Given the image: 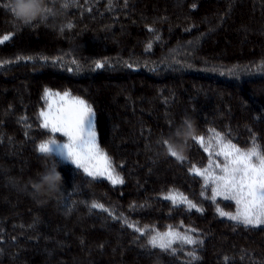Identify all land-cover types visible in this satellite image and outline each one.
<instances>
[{
	"label": "trees",
	"instance_id": "obj_1",
	"mask_svg": "<svg viewBox=\"0 0 264 264\" xmlns=\"http://www.w3.org/2000/svg\"><path fill=\"white\" fill-rule=\"evenodd\" d=\"M47 3V24L23 25L0 0V37L11 34L0 43V264H264V226L220 216L235 204L213 202L194 172L229 140L264 150V0ZM46 89L92 107L121 185L38 151L63 140L42 127ZM188 123L184 158L165 153ZM53 161L65 183L55 195L34 186ZM168 226L196 242L153 246Z\"/></svg>",
	"mask_w": 264,
	"mask_h": 264
},
{
	"label": "snow or ice",
	"instance_id": "obj_2",
	"mask_svg": "<svg viewBox=\"0 0 264 264\" xmlns=\"http://www.w3.org/2000/svg\"><path fill=\"white\" fill-rule=\"evenodd\" d=\"M10 7L13 12V3ZM10 38L11 34L3 35L0 37V43L8 41ZM96 66L98 68L103 67V63L98 62ZM52 95L53 93L50 90H45V99ZM55 95L66 102L65 106L58 110L59 114L41 111L39 115L44 118L42 127L49 128V125H51V132L62 133L64 137H67V141L58 142L53 138L48 142L39 144L38 151L40 153L52 152L63 160L74 164L77 168H82L84 173L93 178L102 177L113 185L122 184L124 182L123 178L115 174L111 157L99 146L95 131L96 116L92 107L85 100L77 97L68 100L67 98L70 95L68 91H65L62 96L59 92L55 93ZM53 104H55V101H53ZM48 107L51 109L52 105H48ZM215 135L219 137V133ZM77 136L80 137L81 148L89 144L94 147V151L86 153L83 160L77 159L67 151L69 142L76 139ZM193 140L203 146L205 137L196 136L193 137ZM217 143H220V141L218 140ZM209 144H211V139ZM203 151L207 153L208 148H203ZM170 155L177 159H183L178 157L175 152H170ZM212 155L217 157L215 164L216 168L220 169L219 175H213L212 172L208 171L212 168L211 161L203 171L200 168L194 169L196 174L204 177L205 191L213 193L210 197L213 202L216 201L217 197H222L224 200H232L237 205L242 206L237 209L236 214L225 212L217 206L219 215L227 216L232 220L241 221L245 224L256 225L264 223V220H262V217H264V150L261 149L260 145L253 143L247 151H244L229 140L228 143L222 144L219 150L212 153ZM220 157L224 159H219ZM254 160L255 162H253ZM83 164L87 166L83 167ZM205 173L208 174L205 175ZM237 173L240 175L237 176ZM209 181L215 184L210 189L208 188ZM165 199H169L173 203H187L190 209L196 208L198 211L200 210L183 194L169 193ZM91 207L108 211L103 204L93 203ZM168 228L167 232H157L156 235L151 237L149 242L161 249L171 248L176 240L185 241L188 244L196 242L191 236L173 231L171 226H168ZM136 230L141 231L140 228ZM189 231L194 230L189 229Z\"/></svg>",
	"mask_w": 264,
	"mask_h": 264
},
{
	"label": "clouds",
	"instance_id": "obj_3",
	"mask_svg": "<svg viewBox=\"0 0 264 264\" xmlns=\"http://www.w3.org/2000/svg\"><path fill=\"white\" fill-rule=\"evenodd\" d=\"M12 3L13 15L23 25H30L37 20L40 23L47 24L49 16L52 14L47 0H12ZM193 135L194 125L191 123H188L186 127L177 128L174 134L175 139L168 138L163 141L165 153L175 152L178 157L184 158L186 144L181 143V140L186 141ZM67 151L77 159L83 160L86 153L94 151V147L89 144L81 148L80 137L77 136L76 139L69 142ZM42 154L49 157L54 155L52 152ZM82 166L86 167L87 165L83 164ZM59 168V164L53 161L51 166L38 173L37 179L34 181L36 190H42L52 195L59 193L65 184L63 174L59 171Z\"/></svg>",
	"mask_w": 264,
	"mask_h": 264
},
{
	"label": "rangeland",
	"instance_id": "obj_4",
	"mask_svg": "<svg viewBox=\"0 0 264 264\" xmlns=\"http://www.w3.org/2000/svg\"><path fill=\"white\" fill-rule=\"evenodd\" d=\"M61 96L63 95V94H60ZM73 97L72 96H70L69 95V97L67 98L68 100H71ZM53 101H55V104H53ZM47 103H48V105H52V107H51V109H49V107L47 106V109L45 110L46 112H51V113H56V114H59V112H58V110L61 108V107H64L65 106V101H63V100H60V97L59 96H56L55 95V93H53V95L51 96V97H48L47 98ZM42 119H44L43 117H42ZM47 129H49L50 131H51V125H49V128H47ZM55 134H57V135H59V136H61L62 138H63V140H61V141H64V142H66L67 141V137H64L63 136V134L62 133H55ZM58 141V140H57ZM61 141H58V142H61ZM222 145H220V147H221ZM219 159H224L223 157H220ZM217 160V157H214L213 158V160H212V168L214 169V175H219L220 174V169L219 168H216V164H215V161ZM65 161V160H64ZM66 162H68V161H66ZM253 162H255V160L253 161ZM69 163V162H68ZM93 163H95L94 161H93ZM82 169V168H81ZM83 170V169H82ZM115 174H118L116 171H115ZM119 175V174H118ZM240 174L239 173H237V176H239ZM120 176V175H119ZM95 179H99V180H107L106 178H102V177H96ZM108 181V180H107ZM110 182V181H109ZM111 183V182H110ZM209 184H211L213 187L215 186V184L212 182V181H209ZM119 185H121V184H118V185H116V186H119ZM216 201H224V202H230V203H233V204H235V206H236V208L238 209V208H240V207H242V206H239V205H237L234 201H232V200H224L222 197H217V199H216ZM236 212H237V210H236ZM236 212L235 213H233V214H236ZM222 217H225V218H227V219H229V220H231V221H233V222H237V223H241V224H244V225H247V226H251V227H261V226H264V223H260V224H256V225H252V224H245V223H243V222H241V221H237V220H232V219H230L229 217H227V216H222ZM262 220H264V217H262ZM176 241H179V240H176ZM175 242V241H174Z\"/></svg>",
	"mask_w": 264,
	"mask_h": 264
}]
</instances>
